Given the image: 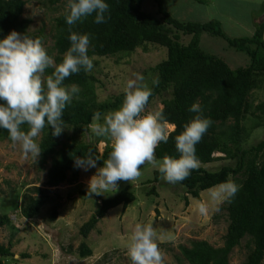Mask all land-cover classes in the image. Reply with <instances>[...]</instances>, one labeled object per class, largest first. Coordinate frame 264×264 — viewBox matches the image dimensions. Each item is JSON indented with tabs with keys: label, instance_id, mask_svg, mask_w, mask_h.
I'll return each mask as SVG.
<instances>
[{
	"label": "trees",
	"instance_id": "16d2710c",
	"mask_svg": "<svg viewBox=\"0 0 264 264\" xmlns=\"http://www.w3.org/2000/svg\"><path fill=\"white\" fill-rule=\"evenodd\" d=\"M46 1L50 6L69 4L54 18L51 48L44 47L43 27L29 29L31 19L23 16L25 0H0V139L40 131L39 163L50 162L46 186L73 183L81 166L104 167L115 161L121 144L110 145L112 134H132L141 109L167 93L162 108L150 115L158 136L148 149L150 156L202 164L233 161L214 171L202 166L154 170L152 179L146 180L152 184L147 195L158 196L159 178L175 175L184 188L185 205L187 196L199 200L200 192L232 182L220 207L228 222L222 245L191 240L188 246L179 245L180 255L188 264H230L233 249L245 241L246 256L240 264H264V140L244 148L250 134L244 125L247 114H264V101L255 106L249 101L250 93L264 84V23L249 36L229 37L217 20L177 19L163 0H154V15L142 10L143 0ZM202 34L222 38L229 48L244 52L249 64L232 69L222 58L204 52L199 45ZM149 45L166 49V58L151 68L155 78L149 90L140 97L122 93L99 100V79L93 71L97 62L92 58L132 53ZM49 59L54 66L45 65ZM48 80L54 82L50 91ZM165 125L174 127L166 133ZM101 142L105 143L102 153L97 148ZM139 148V141L130 139L124 167L134 163ZM130 187L107 198L81 192L83 197L101 200L79 234L86 238L108 210L134 202ZM30 190L19 205L24 219L35 218L48 199L44 190ZM56 215L54 209L51 220ZM5 224L13 227L9 216L1 214L0 225ZM12 245L0 244V264L13 256ZM78 254L89 257L92 250L82 242Z\"/></svg>",
	"mask_w": 264,
	"mask_h": 264
},
{
	"label": "rangeland",
	"instance_id": "374dc122",
	"mask_svg": "<svg viewBox=\"0 0 264 264\" xmlns=\"http://www.w3.org/2000/svg\"><path fill=\"white\" fill-rule=\"evenodd\" d=\"M25 1L23 16L31 19L29 29L43 27L44 47L51 48L54 18L66 11L69 4L50 6L46 0ZM164 2L172 16L186 19L184 11L176 10V7L184 8L185 5L175 7L172 2L169 5L167 0ZM142 10L154 15V0H143ZM193 13L188 18L196 20L206 14L202 8ZM189 38L185 36V42ZM199 45L204 52L222 58L232 69L249 64V57L244 52L229 48L222 38L202 34ZM165 58L166 49L152 45L132 53L93 57L92 60L97 62L93 71L99 79L96 91L99 100L122 93L140 97L154 81L151 68ZM45 65L54 66V62L49 59ZM38 73L41 81H44L46 74L42 67ZM53 85L54 82L48 80L47 91ZM165 97L169 95L166 93L162 98H154L141 109V116L137 120L145 114L154 122L150 115H155L162 108L161 102ZM249 101L251 106L264 101V84L250 93ZM135 122L132 134L121 135L117 131L110 138V145L121 144L122 149L126 142L128 150L130 139L139 141L140 148L132 165L124 167L126 158L121 160L119 151L115 161L104 167L81 166L75 182L65 181L55 187H47L45 183L50 162L45 165L39 163L37 145L40 131L11 140L0 139V215L7 214L13 224V227L0 225V244L6 245L9 241L13 244V256L5 260V264H188L180 255L179 245L188 246L191 240H204L215 247L222 245L228 222L225 211L220 207L231 191L232 182L200 192L199 200L187 196L188 205H185L186 194L175 175L164 174L159 178L156 184L158 196L147 195L152 184L146 180L152 179L154 170L184 171L202 166L214 171L224 164H233V161L222 159L212 164H202L153 159L148 149L158 140L154 124L151 133L145 132L143 134L146 135L141 136ZM256 123L259 125L256 126ZM244 125L250 131L244 148L264 140V114L259 111L248 113ZM165 129L167 133L173 128L165 125ZM97 148L102 153L105 143H99ZM214 156L222 154L215 153ZM126 186H131L135 201L126 208L119 205L108 210L88 236L83 238L79 229L97 211L100 198L113 196ZM34 187L44 190L48 199L35 218L24 219L19 214L20 201ZM81 192H92L100 198L83 197ZM31 195L37 196L34 192ZM54 209L57 215L51 220ZM82 242L92 250L91 256H79L78 246ZM246 251L245 241H242L230 254V264H240ZM25 254L28 257L22 256Z\"/></svg>",
	"mask_w": 264,
	"mask_h": 264
},
{
	"label": "crops",
	"instance_id": "0c3cea01",
	"mask_svg": "<svg viewBox=\"0 0 264 264\" xmlns=\"http://www.w3.org/2000/svg\"><path fill=\"white\" fill-rule=\"evenodd\" d=\"M169 2H172L175 7L185 5L184 8L176 7L177 11L185 12L186 19L181 18V20L199 22L217 20L229 37L249 36L261 23H264V0H167L168 5ZM163 4L167 9L164 0ZM200 8L207 15L196 20L188 18V15L191 16L192 12L196 13Z\"/></svg>",
	"mask_w": 264,
	"mask_h": 264
},
{
	"label": "bare ground",
	"instance_id": "6f19581e",
	"mask_svg": "<svg viewBox=\"0 0 264 264\" xmlns=\"http://www.w3.org/2000/svg\"><path fill=\"white\" fill-rule=\"evenodd\" d=\"M135 123H136L137 131L141 132V136L146 135V134H143V133H145V132L146 133H151L152 130H153L152 129V123L154 124V122H153V119L151 117L142 118V119L136 120ZM167 126L172 127V128L174 127L173 125L172 126L171 125H167ZM119 132L121 133V135L124 134V132H122V131H119ZM127 153H128V147H127L126 142H125V144L122 146V149L120 150V154H119L120 159L124 160L126 158V156H127Z\"/></svg>",
	"mask_w": 264,
	"mask_h": 264
},
{
	"label": "water",
	"instance_id": "95a60500",
	"mask_svg": "<svg viewBox=\"0 0 264 264\" xmlns=\"http://www.w3.org/2000/svg\"><path fill=\"white\" fill-rule=\"evenodd\" d=\"M132 138H134V137H132Z\"/></svg>",
	"mask_w": 264,
	"mask_h": 264
},
{
	"label": "clouds",
	"instance_id": "9594fccd",
	"mask_svg": "<svg viewBox=\"0 0 264 264\" xmlns=\"http://www.w3.org/2000/svg\"><path fill=\"white\" fill-rule=\"evenodd\" d=\"M127 158V157H126Z\"/></svg>",
	"mask_w": 264,
	"mask_h": 264
}]
</instances>
